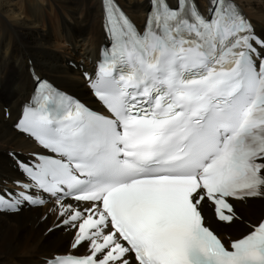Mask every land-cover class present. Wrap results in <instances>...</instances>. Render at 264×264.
Returning <instances> with one entry per match:
<instances>
[{"label":"snow or ice","instance_id":"obj_1","mask_svg":"<svg viewBox=\"0 0 264 264\" xmlns=\"http://www.w3.org/2000/svg\"><path fill=\"white\" fill-rule=\"evenodd\" d=\"M101 8L107 114L37 78L14 127L43 151L0 208L55 205L71 240L43 264H264V216L236 209L264 200V35L235 0H149L143 27Z\"/></svg>","mask_w":264,"mask_h":264},{"label":"bare ground","instance_id":"obj_2","mask_svg":"<svg viewBox=\"0 0 264 264\" xmlns=\"http://www.w3.org/2000/svg\"><path fill=\"white\" fill-rule=\"evenodd\" d=\"M117 1L138 24L144 22L149 0ZM235 1L255 23L258 34L264 35V0ZM30 2L0 0V184H12L21 178L13 160L4 153L37 150L12 127L21 105L30 98L34 77H47L58 87L83 95L88 91L85 81L80 71L68 65V59L89 68L90 61L98 59L105 38L101 0ZM198 3L207 6V0ZM5 107L10 109L9 118L3 116ZM52 207L55 205L0 214V264H26L21 260L35 256L42 259L62 248L57 244L61 245L70 232L61 228L62 233L47 234L49 228L44 229L49 221L57 219L50 211Z\"/></svg>","mask_w":264,"mask_h":264},{"label":"rangeland","instance_id":"obj_3","mask_svg":"<svg viewBox=\"0 0 264 264\" xmlns=\"http://www.w3.org/2000/svg\"><path fill=\"white\" fill-rule=\"evenodd\" d=\"M33 2H35V0H31V2L30 3H33ZM53 35H54V32H53ZM55 51H69V50H67V49H65V48H63V49H58V48H56V49H54ZM70 61H75V62H77V63H79V64H81L80 62H78L77 60H75V59H68V65H69V62ZM70 66V65H69ZM31 69V68H30ZM76 71H78V70H76ZM79 72V71H78ZM47 78V77H46ZM60 87V86H59ZM62 89H64V88H62ZM71 89V88H70ZM65 91L67 90V91H69V92H71V93H74V91L71 89V90H69V89H64ZM88 90V89H87ZM82 92V91H81ZM84 93V92H83ZM86 93V94H85ZM83 95H81L80 94V97H82V98H85V97H90V94H88L89 92L88 91H86ZM74 94H76V93H74ZM76 95H78V94H76ZM79 96V95H78ZM5 155H7V156H9V154L8 153H4ZM10 157V156H9ZM11 158V157H10ZM41 209H44V208H41ZM249 211H251V212H256L257 213V215L259 216L260 214H261V212H262V210L261 209H255V210H253V208H251ZM48 215H51L50 213H48ZM59 222H57L56 220H51V221H49L47 224H46V226L44 227V229H47V228H51L53 225L55 226L56 224H58ZM236 227H239L240 228V226L239 225H236ZM64 230V229H63ZM63 230L62 229H59V230H56V231H54V232H51L52 234H55V232L57 233V232H63ZM71 239V234H69V235H67L66 236V239L65 238H63V241H62V243H61V245H59V244H57L58 246H60V247H62L61 249L62 250H65V249H67L68 248V243H69V240ZM57 250H59V249H57ZM57 250H53V252H55V251H57ZM52 252V253H53ZM51 254H49L48 256H50ZM41 258H39V257H37V256H35V257H32V258H24V259H22L21 260V262L22 263H26V264H31V263H41Z\"/></svg>","mask_w":264,"mask_h":264}]
</instances>
